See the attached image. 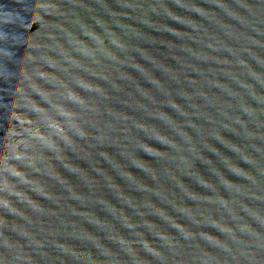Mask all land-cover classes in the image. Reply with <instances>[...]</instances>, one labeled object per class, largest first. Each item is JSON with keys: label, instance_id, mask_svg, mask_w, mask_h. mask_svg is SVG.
<instances>
[{"label": "water", "instance_id": "1", "mask_svg": "<svg viewBox=\"0 0 264 264\" xmlns=\"http://www.w3.org/2000/svg\"><path fill=\"white\" fill-rule=\"evenodd\" d=\"M0 264H264V0H0Z\"/></svg>", "mask_w": 264, "mask_h": 264}]
</instances>
